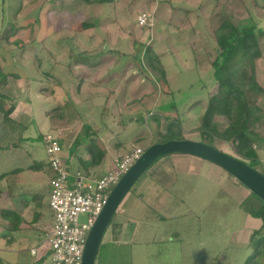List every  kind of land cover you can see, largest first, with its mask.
I'll list each match as a JSON object with an SVG mask.
<instances>
[{
    "label": "rangeland",
    "instance_id": "1",
    "mask_svg": "<svg viewBox=\"0 0 264 264\" xmlns=\"http://www.w3.org/2000/svg\"><path fill=\"white\" fill-rule=\"evenodd\" d=\"M96 1L0 0L1 42L6 44L9 40L18 50L30 46L26 55L30 56L28 64L34 66V75L43 78L46 72L51 79L45 84L46 90L60 96L62 110L50 111L53 135L60 139L57 130L63 132L67 127L64 142L70 144L76 138L92 137L91 131L98 132L100 138L119 150V155H125L138 147L146 149L164 141L170 133H182L187 140L209 143L242 160L233 143L212 140L211 136L199 133V129L208 99L218 90L211 64L219 52L218 27L228 19L235 26L254 25L264 30V0H112L106 4ZM142 12L150 17L145 27L137 23ZM258 41L262 54L255 60L253 72L263 92H248L247 99L250 106H258L264 112V37ZM147 48L151 50L149 57L145 55ZM17 53L14 55L19 60L22 54ZM243 69L251 74L250 68ZM85 81L87 87L101 89L97 96H84L81 87ZM105 91L111 93L108 98ZM82 93L87 101L79 106ZM227 125L225 117L216 116L208 127L220 133ZM256 132L264 136V119ZM37 148L44 155L40 144ZM66 151L63 146V152ZM252 168L264 175V147L257 149V161ZM45 177L47 181L53 178L48 167ZM47 189L45 186L37 190L35 200L45 201ZM217 193L211 190L203 197L210 203L203 215H209L208 224L194 223V231L198 232L195 244H202L205 249L204 257L199 254L200 264H246L253 246L256 251L258 244H264L262 235L253 238L249 251L244 248L248 232L261 228L262 220L255 218H262L264 211L251 202L241 209L230 200L223 205L226 197L221 190ZM240 234L244 237L243 245L239 242ZM202 235L205 239L200 238ZM101 250L102 247L96 259ZM44 256L47 258L42 264H49L48 256ZM259 263L264 264V258Z\"/></svg>",
    "mask_w": 264,
    "mask_h": 264
},
{
    "label": "crops",
    "instance_id": "2",
    "mask_svg": "<svg viewBox=\"0 0 264 264\" xmlns=\"http://www.w3.org/2000/svg\"><path fill=\"white\" fill-rule=\"evenodd\" d=\"M6 41L2 43L0 37V134L3 135L0 138V264H42L46 256L38 258L31 251L38 250V255H42L41 245L52 221L48 204L51 180L45 177V169L50 170V167L43 137L55 132L50 125V111H61L62 105L58 102L60 96L45 88L50 76L45 72L43 78L36 77L34 66L28 64L30 56L26 54L30 46L18 50ZM16 51L22 54L19 60L14 55ZM81 88L84 96L89 97L97 96L101 90L87 87V81L82 82ZM78 90L77 86L76 92ZM105 92L108 98L111 93ZM83 93L78 98L79 104L76 103L79 106L87 101ZM1 111L12 112L4 120ZM63 130L56 133L60 136L62 157L71 173L98 177L109 172L114 162L126 155H119L116 147L94 131L90 132L92 137L85 131L84 137L88 139L76 138L65 144L67 127ZM91 140L100 141L104 151L101 161L95 165L90 164ZM39 144L44 155L37 148ZM229 176L219 167L189 155L174 154L158 159L137 181L131 195H127L129 199L126 196L123 200L105 232L95 264H195L196 255V264H200L199 254L204 257L205 249L202 244H195L198 232L194 231V223L205 225L210 221L209 215L203 216L210 205L203 198L207 192L221 190L226 197L223 205L229 200L240 209L246 202L256 208L261 205ZM45 186L48 187L45 201L43 198L35 200L37 194L34 193ZM259 219L261 228L250 230L246 235L244 248L248 251L254 237L264 236V217L255 218ZM200 238L205 239V236ZM206 238L209 239L208 235ZM243 239L240 234L239 242ZM257 249L264 251V244ZM256 251L253 246L252 255ZM260 256L264 258V252ZM260 256L258 264H262Z\"/></svg>",
    "mask_w": 264,
    "mask_h": 264
},
{
    "label": "trees",
    "instance_id": "3",
    "mask_svg": "<svg viewBox=\"0 0 264 264\" xmlns=\"http://www.w3.org/2000/svg\"><path fill=\"white\" fill-rule=\"evenodd\" d=\"M83 1L91 3L90 0ZM111 2L112 0L96 1L98 4ZM259 37H264V30L254 25L239 27L232 24L230 20L224 19L218 27L216 42L219 52L211 63L218 90L208 99L202 116V126L199 129V133L211 136L212 140L233 143L236 154L242 158V161L247 160V164L251 167L257 161V149L264 147V136L256 132L257 126L264 119V112L258 106H250L247 99L248 92L254 95L263 92L255 81L253 72L254 62L262 54ZM150 52L151 50L147 48L145 55L149 57ZM243 67L250 68L251 74L248 75ZM1 112H3L4 120H7L12 111ZM216 116L225 117L228 121L227 127L220 133L210 131L208 127ZM175 134L170 133L168 139L156 143L185 140L182 133ZM208 145L211 144L208 143ZM89 152L92 165L100 162L104 155L98 140L90 141ZM251 196L261 204L258 209L264 211V203L253 194ZM261 252L256 251L246 264H258L256 261Z\"/></svg>",
    "mask_w": 264,
    "mask_h": 264
},
{
    "label": "built area",
    "instance_id": "4",
    "mask_svg": "<svg viewBox=\"0 0 264 264\" xmlns=\"http://www.w3.org/2000/svg\"><path fill=\"white\" fill-rule=\"evenodd\" d=\"M149 22L150 17L145 12L137 18L139 27ZM43 146L53 173L48 199L52 222L41 245L42 255H38V250H32L31 254L38 258L46 254L49 264H81L88 234L111 190L144 149L132 150L116 160L109 172L94 177L68 170L59 139L52 133L44 135Z\"/></svg>",
    "mask_w": 264,
    "mask_h": 264
},
{
    "label": "water",
    "instance_id": "5",
    "mask_svg": "<svg viewBox=\"0 0 264 264\" xmlns=\"http://www.w3.org/2000/svg\"><path fill=\"white\" fill-rule=\"evenodd\" d=\"M174 154L197 157L219 167L264 203V175L241 159L198 141L185 139L156 143L143 151L111 190L88 234L81 264H95L105 232L131 188L158 159Z\"/></svg>",
    "mask_w": 264,
    "mask_h": 264
}]
</instances>
